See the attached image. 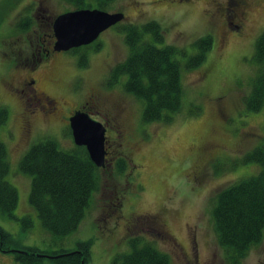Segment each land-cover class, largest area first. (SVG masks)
<instances>
[{"label":"rangeland","instance_id":"obj_1","mask_svg":"<svg viewBox=\"0 0 264 264\" xmlns=\"http://www.w3.org/2000/svg\"><path fill=\"white\" fill-rule=\"evenodd\" d=\"M222 2L115 0L104 10L122 12L125 19L104 31L97 47L52 52L33 64V54L38 57L55 18L74 10L73 5L64 0H0V105L10 111L0 141L8 153L6 180L19 196L14 217L0 211V226L12 233L13 248L74 249L78 242L91 240L88 264H112L140 238L169 254L171 264H229L212 210L222 189L259 171L257 164L236 163L264 138V110L249 112L245 105L258 71L253 56L264 33V0H247L245 18L232 20L241 25L236 32H228L216 9ZM151 20L165 32V42L158 45H175L186 56L196 53L200 37L211 35L214 43L200 66L183 67L182 109L170 121L145 123L144 103L125 90L126 76L116 84L108 82L112 69L130 52L122 27ZM145 39L152 40V35ZM84 54L88 64L82 67ZM186 56H178L183 64ZM22 75L35 78L36 87L56 101L54 107L26 104L25 96L14 90L23 86ZM193 104L200 108L198 114L191 113ZM81 107L108 128L111 164L100 169L99 189L78 229L60 237L42 225L32 207L33 176L21 171L20 160L47 138L63 150H74L70 117ZM26 118L31 120L29 131L24 128ZM120 158L128 162L123 172L117 168ZM26 215L32 218L30 227L21 221ZM15 255L0 252V264H19ZM44 264L53 261L45 258ZM243 264H264V238Z\"/></svg>","mask_w":264,"mask_h":264},{"label":"trees","instance_id":"obj_2","mask_svg":"<svg viewBox=\"0 0 264 264\" xmlns=\"http://www.w3.org/2000/svg\"><path fill=\"white\" fill-rule=\"evenodd\" d=\"M64 1L72 4L74 9L104 10L115 0ZM121 30L130 52L112 69L108 83L116 84L126 76L125 90L144 103L143 122L170 121L183 107V67L193 69L200 66L213 47V37H200L195 43L196 53L186 56V52L175 45H158L165 42V32L155 20L142 26L129 23ZM146 34H151L152 40H146ZM93 44L97 47V40L90 45ZM180 55L187 57L184 64L178 58ZM253 58L258 71L252 80L251 92L245 97V105L247 111L259 112L264 110V33L256 41ZM87 64V55L84 54L79 65L85 67ZM199 112L197 106L191 110L194 114ZM9 117V109L0 105V129L7 124ZM7 156L6 145L0 141V211L14 217L19 196L17 188L6 180L9 173ZM251 163L259 165L258 173L222 189L212 210L217 239L229 264H243L249 251L264 238V138L236 166ZM117 165L119 172H123L128 162L120 158ZM20 169L33 176L30 203L42 225L60 237L76 231L100 185L101 168L91 160L86 147L77 145L72 151L63 150L55 139L47 138L25 153L20 160ZM21 221L25 227L32 225L30 215ZM15 242L12 233L0 226V252L15 251L19 264H44L45 258H50L53 264H88L91 256V240L78 242L74 249L51 251L32 246L15 249L12 247ZM130 243L132 251L116 256L112 264H171L170 255L153 243L140 238Z\"/></svg>","mask_w":264,"mask_h":264},{"label":"water","instance_id":"obj_3","mask_svg":"<svg viewBox=\"0 0 264 264\" xmlns=\"http://www.w3.org/2000/svg\"><path fill=\"white\" fill-rule=\"evenodd\" d=\"M125 19L122 12L109 13L100 8L74 9L59 14L53 22L55 51H69L95 42L110 27ZM74 143L85 146L97 167L106 166L107 127L89 112L77 110L70 117ZM9 251V250H6Z\"/></svg>","mask_w":264,"mask_h":264},{"label":"flooded vegetation","instance_id":"obj_4","mask_svg":"<svg viewBox=\"0 0 264 264\" xmlns=\"http://www.w3.org/2000/svg\"><path fill=\"white\" fill-rule=\"evenodd\" d=\"M219 5H218L219 7H217L216 9L220 10V13L224 17V23L228 29V32L239 31L241 29V25L234 24L232 20L242 21L243 18H245L247 0H225V2H222ZM42 10L44 11V9ZM43 18H45V16H43ZM47 36L48 38L45 40L44 47H42L37 53L38 57H36L35 53L33 54V56H35L34 59L31 60L33 64H36L38 61L44 60L46 57L50 56L52 52H60V51L54 50V44L56 41V37H55L54 30H53V25H52V29L50 33L47 34ZM36 82L37 80L35 78L32 79L28 77V75H22L20 78V83L23 86H16L14 90L18 94L25 96L24 102L26 104H31L32 102H34L35 104H43V105L46 104L48 106L54 107V104L56 103V101L50 98V96L46 94L45 91L36 87ZM26 89L28 91H26ZM79 109L87 111L85 108L83 109L82 107ZM79 109H76L75 111H73V113H71V116ZM30 127H31V120L29 118H26L24 128L26 131H29ZM107 131H108V128H107ZM106 149H107V155H106V166H107L111 164L109 162L110 151L108 150L107 144H106ZM177 245L179 247V251H181L182 247L178 243Z\"/></svg>","mask_w":264,"mask_h":264}]
</instances>
